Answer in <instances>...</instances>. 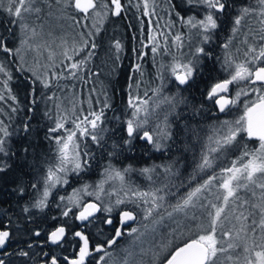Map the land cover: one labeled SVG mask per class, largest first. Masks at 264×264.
<instances>
[{"label": "snow or ice", "instance_id": "obj_1", "mask_svg": "<svg viewBox=\"0 0 264 264\" xmlns=\"http://www.w3.org/2000/svg\"><path fill=\"white\" fill-rule=\"evenodd\" d=\"M0 16V192L46 225L10 253L0 219V264H264V0H0ZM113 18L138 21L118 110L94 68ZM107 53L119 74L123 41ZM178 144L191 165L121 160Z\"/></svg>", "mask_w": 264, "mask_h": 264}, {"label": "trees", "instance_id": "obj_2", "mask_svg": "<svg viewBox=\"0 0 264 264\" xmlns=\"http://www.w3.org/2000/svg\"><path fill=\"white\" fill-rule=\"evenodd\" d=\"M161 15H163V13H161ZM128 16L131 17L132 13H129ZM0 19H3V17L0 16ZM129 24L132 25L131 28L128 27ZM137 27L138 21H136L134 18L124 20L113 18L108 21L104 25L105 31L103 33V46L97 50L98 55L94 62V68L102 70V74L99 79L101 80L106 76L103 86L107 87L109 89V93L113 95V103L116 106L117 110L122 107V89L125 85V79L127 75L126 70L128 69L130 63L127 57L131 56V48L136 45V41H134L132 37L133 35H138L136 31ZM226 34V32L220 33L219 40L217 42H222ZM113 37L116 39H121L123 41L126 49V57L121 64L119 74L109 76V72L112 69V63L108 58L105 59L102 56L104 52L106 55H108V41ZM217 52H219V49H217ZM145 67L147 73L149 74L148 78H150V74L154 72L151 62L149 61L148 63H146ZM86 93L87 89L85 88V96L87 95ZM185 94L187 95V93ZM108 114L109 116L112 115L111 112H109ZM33 126L36 127L35 123L33 124ZM182 147V145L178 144L176 147L173 148V151L171 153H168L166 155H162L161 153H154L151 151H149L147 155H143V149H138L135 153H128V155L134 156L135 159L125 160L123 159V157H121V160L123 164L133 163L137 167H141L145 164H161L166 162L169 157L175 158L177 156L181 157V160L183 162V157L187 156V163L188 165H191L192 154L183 153ZM149 157H151V159H149ZM101 163H103V161H101ZM98 171L99 169H97V173ZM181 171L183 172L184 169L182 168ZM187 171H191V168L189 167ZM34 175V173H30L24 176L25 184L33 182ZM185 175H187V172H185ZM138 182H142V178H139ZM72 186H76L75 182H73ZM14 187L15 185L10 183L4 191L0 192V200L4 201L3 204H0V213H6V215L0 216V219H3L5 222H7L8 217L12 218L11 227L14 233V238L12 241H14V243H17L19 247L21 246V248L27 249L26 242L32 240H36L38 242L42 239V237H33L31 233L33 230H42L46 227V225L42 223V217L44 213H40L38 210H33L34 215L31 220H28L26 218V214L21 213L20 208L28 201L29 196L26 195L23 199H21L16 193L12 191ZM31 191L32 190L29 188L28 192L31 193ZM68 191H70V188L68 189ZM60 194H64V192L61 191ZM56 212L57 209L54 205L52 206L50 212L48 209H45V213H47L48 215H53ZM18 263H22V261L17 260V264Z\"/></svg>", "mask_w": 264, "mask_h": 264}, {"label": "flooded vegetation", "instance_id": "obj_3", "mask_svg": "<svg viewBox=\"0 0 264 264\" xmlns=\"http://www.w3.org/2000/svg\"><path fill=\"white\" fill-rule=\"evenodd\" d=\"M1 203L3 204L4 201L0 200V204ZM19 248H21V246L19 247L17 245V243H14V241H12L11 246L7 249V251L10 252V253H13V252H16ZM34 250L38 251V249H34ZM6 259H9L12 262V264H17V260L22 261V263H18V264H31V262L30 261H26L25 258L18 257V256H15V255H13L11 257H7Z\"/></svg>", "mask_w": 264, "mask_h": 264}, {"label": "rangeland", "instance_id": "obj_4", "mask_svg": "<svg viewBox=\"0 0 264 264\" xmlns=\"http://www.w3.org/2000/svg\"><path fill=\"white\" fill-rule=\"evenodd\" d=\"M107 56H108V55H106L105 52H104V54H103L102 57H104L105 59H107V58H108ZM105 79H106V76H105L104 78H102L101 81L104 80L103 82H105ZM86 94H87V93H86ZM70 190H71V189H70Z\"/></svg>", "mask_w": 264, "mask_h": 264}]
</instances>
